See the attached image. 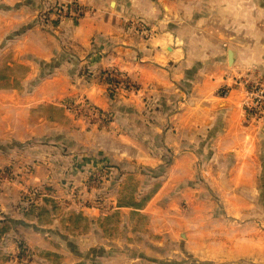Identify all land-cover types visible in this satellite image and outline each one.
Instances as JSON below:
<instances>
[{"label": "crops", "instance_id": "1", "mask_svg": "<svg viewBox=\"0 0 264 264\" xmlns=\"http://www.w3.org/2000/svg\"><path fill=\"white\" fill-rule=\"evenodd\" d=\"M7 61L29 71L0 87V223L15 227L0 248L23 235L58 256L27 264H264V116L248 108L264 0H0ZM104 72L124 82L114 96ZM33 189L59 204L49 224L18 209Z\"/></svg>", "mask_w": 264, "mask_h": 264}, {"label": "trees", "instance_id": "2", "mask_svg": "<svg viewBox=\"0 0 264 264\" xmlns=\"http://www.w3.org/2000/svg\"><path fill=\"white\" fill-rule=\"evenodd\" d=\"M60 9H62V7L57 9L58 14L60 12ZM78 17L79 15H74L73 18ZM8 71H10V73H7ZM28 71L29 67L22 63H14L13 66L4 63L0 66V87L8 86L11 84H17L18 76L25 77ZM103 79L110 86L109 89L111 96H114L116 94V91L124 86V84L121 83L118 78L113 77L110 72H104ZM33 113L39 116H46L50 120H61L64 117V108L53 104H43L38 109L33 110ZM153 192L154 190H152V192L148 194V196L145 198V201L152 196ZM38 197V190L33 189L30 194L23 195L22 202L20 205H18V209L22 213V215L28 220H36L40 225L49 224L53 221L52 215L57 214V212L59 211V204L53 197L49 196L48 194L45 195L43 199H38ZM14 229L15 227L11 220H5L4 222L0 223V246L9 236L10 232ZM13 238L14 246L17 247L19 250L16 254V257L19 259V262H23L24 259L32 260L36 254L44 257H51L53 259H57L58 257L53 252L32 248L27 244L23 235L15 237L13 236ZM11 260V253L4 252L0 254L1 263L11 262Z\"/></svg>", "mask_w": 264, "mask_h": 264}, {"label": "built area", "instance_id": "3", "mask_svg": "<svg viewBox=\"0 0 264 264\" xmlns=\"http://www.w3.org/2000/svg\"><path fill=\"white\" fill-rule=\"evenodd\" d=\"M79 13H77L78 15ZM119 79V78H118ZM120 80V79H119ZM121 83H124L120 80ZM248 108L254 117L264 116V77L249 82ZM27 264L28 260L23 261Z\"/></svg>", "mask_w": 264, "mask_h": 264}, {"label": "rangeland", "instance_id": "4", "mask_svg": "<svg viewBox=\"0 0 264 264\" xmlns=\"http://www.w3.org/2000/svg\"><path fill=\"white\" fill-rule=\"evenodd\" d=\"M7 65H10V64H8V61H7V63H6ZM12 66V65H11ZM19 70V69H18ZM7 73H10V71H8ZM93 185V184H92ZM95 185H96V183H95ZM94 185V186H95ZM72 199H73V201H74V199H76V197H74V195H72V197H71ZM75 203L77 204V202L75 201ZM72 206H75L74 204H71ZM83 205V204H82ZM71 207V206H70ZM79 207H80V205H78L77 204V206H75V208H78L79 209ZM74 207H72V210H74L75 209ZM82 208V207H81ZM4 252H7V253H11V256H12V260H11V262L10 263H12V264H20L21 262H19V259L16 257V254L13 252V250L11 249V250H9V251H7V250H4V249H2V248H0V254H2V253H4ZM7 263V262H6ZM9 263V262H8ZM0 264H3V263H1L0 262Z\"/></svg>", "mask_w": 264, "mask_h": 264}]
</instances>
